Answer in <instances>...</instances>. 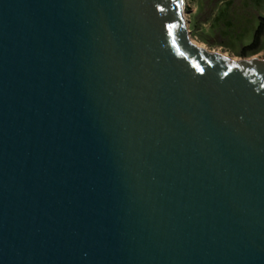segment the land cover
<instances>
[{
	"label": "water",
	"instance_id": "obj_1",
	"mask_svg": "<svg viewBox=\"0 0 264 264\" xmlns=\"http://www.w3.org/2000/svg\"><path fill=\"white\" fill-rule=\"evenodd\" d=\"M181 14L0 0V264H264V59Z\"/></svg>",
	"mask_w": 264,
	"mask_h": 264
},
{
	"label": "rangeland",
	"instance_id": "obj_2",
	"mask_svg": "<svg viewBox=\"0 0 264 264\" xmlns=\"http://www.w3.org/2000/svg\"><path fill=\"white\" fill-rule=\"evenodd\" d=\"M181 15L195 45L236 61L264 59V35L258 50L240 53L264 19V0H182Z\"/></svg>",
	"mask_w": 264,
	"mask_h": 264
},
{
	"label": "trees",
	"instance_id": "obj_3",
	"mask_svg": "<svg viewBox=\"0 0 264 264\" xmlns=\"http://www.w3.org/2000/svg\"><path fill=\"white\" fill-rule=\"evenodd\" d=\"M264 35V19H261L257 29L254 32L253 39L250 44L243 46L240 53L245 56L249 52H254L259 49L261 45V38Z\"/></svg>",
	"mask_w": 264,
	"mask_h": 264
},
{
	"label": "bare ground",
	"instance_id": "obj_4",
	"mask_svg": "<svg viewBox=\"0 0 264 264\" xmlns=\"http://www.w3.org/2000/svg\"><path fill=\"white\" fill-rule=\"evenodd\" d=\"M181 2H182V0H181Z\"/></svg>",
	"mask_w": 264,
	"mask_h": 264
}]
</instances>
